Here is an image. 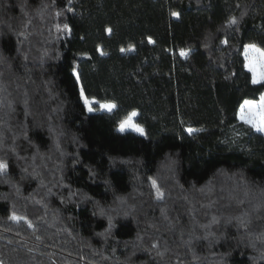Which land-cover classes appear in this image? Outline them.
<instances>
[{"label":"trees","instance_id":"obj_1","mask_svg":"<svg viewBox=\"0 0 264 264\" xmlns=\"http://www.w3.org/2000/svg\"><path fill=\"white\" fill-rule=\"evenodd\" d=\"M249 44L264 0H0V261L264 264Z\"/></svg>","mask_w":264,"mask_h":264},{"label":"snow or ice","instance_id":"obj_2","mask_svg":"<svg viewBox=\"0 0 264 264\" xmlns=\"http://www.w3.org/2000/svg\"><path fill=\"white\" fill-rule=\"evenodd\" d=\"M174 16H178V13H173ZM237 23L235 18H232L229 21V25H235ZM67 31H71L70 29H67V26H65ZM109 33H111V29H107ZM153 41L149 39V43H152ZM224 43L226 44L227 41L225 40ZM131 50V49H130ZM121 51H124V49H121ZM245 59L248 61L246 67L248 68V71L252 74V83L254 85L261 84L264 85V50L258 48L254 44H249L245 47ZM101 51V55H104ZM181 56L187 57L188 53L185 51H181ZM74 76L76 77V83L79 85V97L83 102V105L87 109L89 113L94 111L93 105L99 103L93 98H90L86 94V89L84 85L81 83V77L78 72L74 70L73 72ZM101 109L107 110L108 112H111L116 105L112 103H104L99 105ZM137 115L136 112H132L131 116L135 117ZM240 120L243 121V123L250 125L253 129H255L259 133H264V96H261V102L259 105H255L252 101H244L243 105H241L240 113H239ZM126 127H131L132 130L138 132L140 135H144L143 128L139 127L136 124H130L128 121H124L120 124L119 131L123 132ZM194 129L189 128L188 132L191 134ZM8 165L4 163L3 161H0V174L5 173L7 171ZM153 187H156V181L153 180ZM157 191V198H162V193H160L159 188L156 187ZM12 220L18 221L22 219L21 217H17L16 215H13L11 217ZM32 225L29 224V227ZM0 264H3L2 261H0Z\"/></svg>","mask_w":264,"mask_h":264},{"label":"rangeland","instance_id":"obj_3","mask_svg":"<svg viewBox=\"0 0 264 264\" xmlns=\"http://www.w3.org/2000/svg\"><path fill=\"white\" fill-rule=\"evenodd\" d=\"M244 50H245V48H244ZM243 55H244V59H245V52H243ZM247 63H248V61L245 59V66L247 65ZM246 69L248 70V68L246 67ZM262 96H264V94L262 95ZM190 102H191V99L189 98L188 100H187V108L181 113V115H180V117H181V119H183V121H188V119L191 117V115H192V111H191V108H190ZM255 105H259L260 104V102H261V96L258 98V100H256V101H252ZM100 104H104V103H97V104H94L93 105V108H94V111L93 112H95V111H97V112H106V113H111V112H113L114 111V109L111 111V112H108L107 110H104V109H101L100 108ZM243 105V104H242ZM241 108V107H240ZM88 112V111H87ZM239 113H240V109H239ZM239 113H238V119L240 120V118H239ZM136 117V116H135ZM135 117H132L131 116V113H129V114H127L121 121H120V123H119V127H120V124L122 123V122H124V121H128L130 124H136V122H135ZM241 122H243L242 120H240ZM137 125V124H136ZM139 126V125H138ZM140 127V126H139ZM132 131V132H135V133H138V132H136V131H134V130H132V128L131 127H126L125 128V130L124 131ZM186 131L188 132V128L186 129ZM189 133V132H188ZM139 134V133H138ZM261 135L264 137V133H261Z\"/></svg>","mask_w":264,"mask_h":264}]
</instances>
